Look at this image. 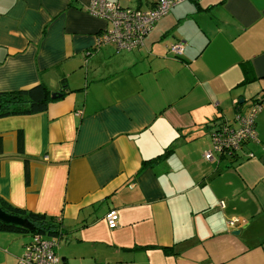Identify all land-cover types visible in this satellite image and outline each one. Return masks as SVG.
<instances>
[{"label": "crops", "instance_id": "crops-1", "mask_svg": "<svg viewBox=\"0 0 264 264\" xmlns=\"http://www.w3.org/2000/svg\"><path fill=\"white\" fill-rule=\"evenodd\" d=\"M91 1L0 0V92L67 93L0 119V198L57 221L62 264H264V108L253 159L203 157L211 127L264 94V0H185L120 52L97 45L109 24ZM30 239L0 232V264Z\"/></svg>", "mask_w": 264, "mask_h": 264}, {"label": "built area", "instance_id": "built-area-1", "mask_svg": "<svg viewBox=\"0 0 264 264\" xmlns=\"http://www.w3.org/2000/svg\"><path fill=\"white\" fill-rule=\"evenodd\" d=\"M185 0H158L156 5L149 10L124 8L118 3L108 0H92L86 8L88 13L105 20L109 24L97 39V45H113L116 51H133L144 46L146 37L155 25L171 10L182 4ZM185 43L178 41L168 47V53L174 58L184 54ZM264 108V99L261 97L252 101L249 108L236 114L231 121H222L211 127V150L204 153L206 161L215 157H240L253 159V153H244V148L249 143L257 142L256 119ZM220 207L225 208L221 202ZM108 227L113 230L117 227L119 214L117 210H110L105 217ZM245 222L239 218L229 221L230 227L242 225ZM59 240L51 239L46 235L35 234L24 247V254L18 264H62L56 254Z\"/></svg>", "mask_w": 264, "mask_h": 264}, {"label": "trees", "instance_id": "trees-1", "mask_svg": "<svg viewBox=\"0 0 264 264\" xmlns=\"http://www.w3.org/2000/svg\"><path fill=\"white\" fill-rule=\"evenodd\" d=\"M65 94L67 93H60V97L52 99L50 91L46 88V86L42 84L26 90L15 92H0V119L9 117L33 116L44 113L46 112L50 103L58 101L59 99L63 98ZM258 97L264 99V94L256 96L252 101L256 100V98ZM18 142L20 144L19 149L21 150V136L19 137ZM169 153L170 151L148 163H156L157 161L162 160L164 157H166ZM0 207L3 211L10 215L27 219L34 227L33 231H29L18 226L5 225L0 222V232H14L31 236L35 234H42L51 239L60 240V237L62 236V229L54 218H48L45 215L18 209L6 203L1 198Z\"/></svg>", "mask_w": 264, "mask_h": 264}, {"label": "water", "instance_id": "water-1", "mask_svg": "<svg viewBox=\"0 0 264 264\" xmlns=\"http://www.w3.org/2000/svg\"><path fill=\"white\" fill-rule=\"evenodd\" d=\"M52 99H56L57 97H60V94L54 93L51 95ZM242 103V101H240ZM0 222L5 224V225H13V226H18L24 229H27L29 231H33L34 227L33 225L27 220L23 219L18 216H13L5 211L2 210L0 207ZM235 235H238V232L234 233Z\"/></svg>", "mask_w": 264, "mask_h": 264}, {"label": "rangeland", "instance_id": "rangeland-1", "mask_svg": "<svg viewBox=\"0 0 264 264\" xmlns=\"http://www.w3.org/2000/svg\"><path fill=\"white\" fill-rule=\"evenodd\" d=\"M250 105H251V103H250ZM60 247V246H59ZM59 247L56 249V250H58L59 249Z\"/></svg>", "mask_w": 264, "mask_h": 264}]
</instances>
